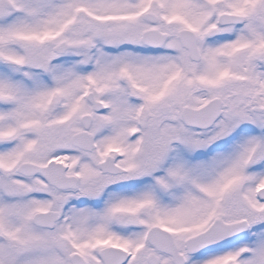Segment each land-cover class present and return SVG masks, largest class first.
Instances as JSON below:
<instances>
[{
    "label": "snow or ice",
    "instance_id": "1",
    "mask_svg": "<svg viewBox=\"0 0 264 264\" xmlns=\"http://www.w3.org/2000/svg\"><path fill=\"white\" fill-rule=\"evenodd\" d=\"M0 264H264V0H0Z\"/></svg>",
    "mask_w": 264,
    "mask_h": 264
}]
</instances>
